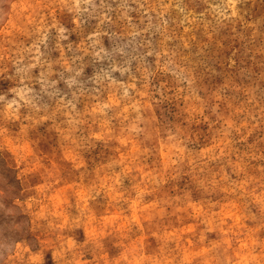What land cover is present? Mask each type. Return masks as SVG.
<instances>
[{
  "label": "rangeland",
  "instance_id": "obj_1",
  "mask_svg": "<svg viewBox=\"0 0 264 264\" xmlns=\"http://www.w3.org/2000/svg\"><path fill=\"white\" fill-rule=\"evenodd\" d=\"M0 264H264V0H0Z\"/></svg>",
  "mask_w": 264,
  "mask_h": 264
}]
</instances>
